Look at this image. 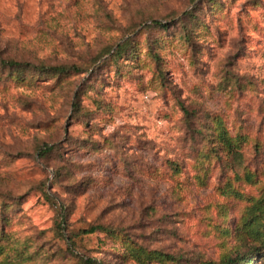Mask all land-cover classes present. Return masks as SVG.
Here are the masks:
<instances>
[{
    "label": "rangeland",
    "instance_id": "374dc122",
    "mask_svg": "<svg viewBox=\"0 0 264 264\" xmlns=\"http://www.w3.org/2000/svg\"><path fill=\"white\" fill-rule=\"evenodd\" d=\"M263 197L264 0H0V264H264Z\"/></svg>",
    "mask_w": 264,
    "mask_h": 264
},
{
    "label": "trees",
    "instance_id": "16d2710c",
    "mask_svg": "<svg viewBox=\"0 0 264 264\" xmlns=\"http://www.w3.org/2000/svg\"><path fill=\"white\" fill-rule=\"evenodd\" d=\"M188 16V14H184L183 17ZM154 26L156 27H162V28H167L168 25L163 24L161 21H153L152 23ZM184 38L187 40H190V35L189 34H184ZM129 43H124V44H119L117 45V48L115 50V52L113 53L115 56H123L126 54V52L128 51V47ZM3 65H7L9 66L11 69H13V71L16 72H21L23 69L27 68V67H31V65L28 64H22L19 62H15V61H2ZM36 70H38L39 72H44V71H51L54 74H69L70 72H75V73H79L81 72V69L76 67V66H54V67H50L47 68L45 66H33ZM19 74H13V78L18 79L19 77L16 76ZM181 109L184 111V114L186 116H190L191 114H189V111L186 109V107L184 105H181ZM211 126L213 127L214 131L212 130L209 136V140H214L216 143H218L219 147L224 150L227 151L229 153V155L231 156H236L237 154V150L240 148V144H242V139L240 137H231L229 132L225 129V126L223 124V122L219 119L216 118L215 120H213V123L211 124ZM52 148L51 147H38L37 151L40 154V156L45 155L48 151H51ZM249 181H252L251 177H248ZM253 212H252V217H250L247 222L244 223V227L246 229L247 232H249V236L252 239V242L254 244H256V242L262 246V248H259L257 250L256 254L259 255H264V197L257 201V203H255V205L253 206ZM256 212V214L253 216V214ZM64 217V214H63ZM58 230V234L60 235V237L64 238V234L63 232V228L61 227V225H59L57 227ZM110 230L108 227H105L103 225H96V226H91L88 229L84 230L82 232V234L85 235H94L96 233H102V232H106ZM72 242V239H71ZM9 244H4L2 238H0V259L3 258V256L7 254V251L9 250ZM134 250V249H133ZM158 254L157 252H150L147 253L146 251L140 252L138 254H136V257L140 258L141 256H146L148 259L153 260L154 256ZM135 257V256H134ZM241 257H239V259L237 260H233L230 259L229 260V264H237L238 261L240 260ZM245 260V259H244ZM2 264H9V262L3 260ZM89 264H94L92 261L89 260Z\"/></svg>",
    "mask_w": 264,
    "mask_h": 264
}]
</instances>
